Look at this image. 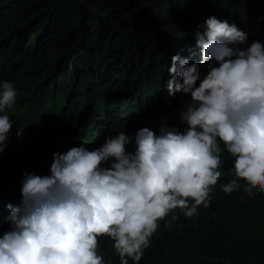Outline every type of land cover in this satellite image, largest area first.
Segmentation results:
<instances>
[{
    "label": "trees",
    "instance_id": "1",
    "mask_svg": "<svg viewBox=\"0 0 264 264\" xmlns=\"http://www.w3.org/2000/svg\"><path fill=\"white\" fill-rule=\"evenodd\" d=\"M211 16L247 33L241 48L264 41V0H0V81L18 93L0 153V236L11 228L7 205L21 203L24 173L50 175L54 153L82 143L94 149L157 123L186 128L178 110L191 96L168 95V68L181 49L200 60L187 47ZM221 158L209 206L160 221L139 264H264V192L246 177L222 191L235 172L226 150ZM101 250L106 264H120L110 238H101Z\"/></svg>",
    "mask_w": 264,
    "mask_h": 264
},
{
    "label": "clouds",
    "instance_id": "2",
    "mask_svg": "<svg viewBox=\"0 0 264 264\" xmlns=\"http://www.w3.org/2000/svg\"><path fill=\"white\" fill-rule=\"evenodd\" d=\"M201 27L195 47H187L199 49L200 60L190 62L181 49L168 68V95L191 96L178 110L187 127L165 123L159 134L143 127L135 137L120 131L94 149L82 143L54 153L50 175L25 172L21 203L7 205L11 228L0 236V264H106L103 237L120 264H139L160 221L170 225L180 213L191 218L209 206L225 150L235 175L222 191L244 176L264 192V41L239 47L247 33L215 16ZM17 95L12 82L0 81V153Z\"/></svg>",
    "mask_w": 264,
    "mask_h": 264
},
{
    "label": "rangeland",
    "instance_id": "3",
    "mask_svg": "<svg viewBox=\"0 0 264 264\" xmlns=\"http://www.w3.org/2000/svg\"><path fill=\"white\" fill-rule=\"evenodd\" d=\"M114 103H118V102H114ZM114 106L116 105V106H119V103L118 104H113ZM179 121H180V119H179ZM180 123H182L181 121H180ZM183 125H185L186 127H187V125L186 124H184V123H182ZM162 126V124L161 123H157L156 125H154L153 126V128H151V130L152 129H157V128H160ZM157 127V128H156ZM105 130H106V128H105ZM96 132V131H95ZM157 134H159V130L156 132ZM110 166V165H109ZM243 178H245L244 176H240V182H242V180H243Z\"/></svg>",
    "mask_w": 264,
    "mask_h": 264
},
{
    "label": "bare ground",
    "instance_id": "4",
    "mask_svg": "<svg viewBox=\"0 0 264 264\" xmlns=\"http://www.w3.org/2000/svg\"><path fill=\"white\" fill-rule=\"evenodd\" d=\"M120 79V78H119Z\"/></svg>",
    "mask_w": 264,
    "mask_h": 264
}]
</instances>
